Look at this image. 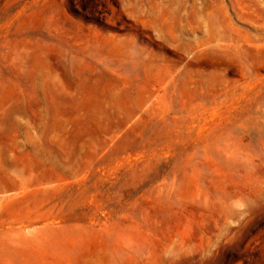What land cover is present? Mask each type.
<instances>
[{
  "label": "rangeland",
  "instance_id": "rangeland-1",
  "mask_svg": "<svg viewBox=\"0 0 264 264\" xmlns=\"http://www.w3.org/2000/svg\"><path fill=\"white\" fill-rule=\"evenodd\" d=\"M0 264H264V0H0Z\"/></svg>",
  "mask_w": 264,
  "mask_h": 264
}]
</instances>
